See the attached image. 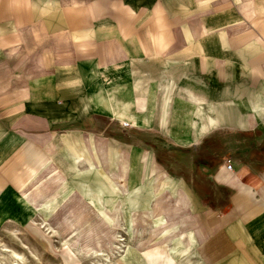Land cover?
<instances>
[{"label":"crops","instance_id":"0c3cea01","mask_svg":"<svg viewBox=\"0 0 264 264\" xmlns=\"http://www.w3.org/2000/svg\"><path fill=\"white\" fill-rule=\"evenodd\" d=\"M151 164L182 214L156 229ZM122 188L140 238L109 264H264V0H0V234L59 251L39 223Z\"/></svg>","mask_w":264,"mask_h":264},{"label":"rangeland","instance_id":"374dc122","mask_svg":"<svg viewBox=\"0 0 264 264\" xmlns=\"http://www.w3.org/2000/svg\"><path fill=\"white\" fill-rule=\"evenodd\" d=\"M239 139H241V138H239ZM240 142H241V140H240ZM207 147H209V151H210V149H211L210 145ZM241 150L242 149H240V151ZM157 159H158V162L161 163V161H162L161 158H157ZM166 176H167L166 171L162 170L160 167H157V174H155L157 181L161 182L162 179ZM145 177H146V180L142 182V193H143V195H142V197H139V201L137 204L138 207H142L141 208L142 210H144L145 207L150 205L149 193H150L151 180L148 179L147 174H145ZM125 190H126V188H122V192H124ZM178 193H179V190L176 192L175 196H171L169 193L168 194L171 196V198H174V197H177L179 195ZM74 198H77L76 200H78V202L72 200L70 203H65V205L63 206L61 211H59L57 213V215H55L52 218L54 226L59 228V230L56 229V231H53L54 233H51V232H49V230L47 228H43V226L39 223L40 224L39 225L40 230H42L44 233L48 234V236L58 235V236L63 238L62 246H60V245L57 246L59 251H56L55 246H53L54 245L53 244L49 248V249L53 250L52 253L49 252V249H48V251L44 252L43 249L41 248V246L36 243L37 241L35 240L34 236L30 232L20 231L21 236H19V238L21 239V241H23V244L27 248H29L30 251H33L38 256H39V254L37 252H39L41 254L43 260H41V259L40 260H41L42 264H83V263H85L86 260H84L83 258L82 259H80V257H78L79 259L77 257H76L77 259L74 258L75 255H77L76 249L77 250L80 249L83 253H89L90 251H95V252L103 251L105 254L111 253L112 252L111 251V244L114 241L113 236L115 233H119L125 239H128L129 242L134 241V238H133V234L135 231L134 230V219H133V217H129V215H127V212L122 211V214H121L122 217L124 218V221H125L124 222L125 223L124 228H126V230L124 231V233H125L124 234L123 231L118 230L120 228H116L115 225L114 226H108L107 224H105L94 213V212H100L101 211V210L100 211L97 210V209H99L97 206L91 207L94 210V212H93V210H91L84 202L81 201V199H83L87 203H90L89 200H87L88 198L86 199V197H83L82 195L81 196H75ZM114 199H115V197H113V200ZM150 199H151V197H150ZM177 204H178V200H171L168 195L163 194L158 198V200L155 203V207H156L155 210L156 211H154V214L155 215H163L165 217V220L169 224H174L177 221L181 220V217H182V214L177 212V210H178ZM67 207H69V208L66 209ZM31 209H33V208H31ZM35 211L36 210H34V211L32 210V212L36 216L37 212H35ZM72 211L74 212V215L69 216V213ZM67 213H68V215H67ZM115 214L116 213L114 212L112 215L109 214V216L113 217V216H115ZM135 219L138 221H142L144 226L146 225V224H144L145 221L148 222V219L144 218L142 216V214H136ZM127 220L130 222L127 223ZM70 221H72V224L69 223ZM155 221L156 222L162 221L161 216H158ZM131 222H133V224ZM154 226H155V224H154ZM152 228H154V227H152ZM11 229H17V228H11ZM146 232H149V231L147 230ZM146 232L144 230V234H143L144 236L147 235ZM162 235H163V233H159L156 238H158ZM153 236H155V235H153ZM69 238L72 239V242H74L73 239L75 238V243L71 244V248L70 247H64V246H66L64 239L69 240ZM139 238L140 237H138V239ZM172 241H173V239H171V240L169 239L166 242L170 244ZM0 243L6 245L8 247H12L18 251H21V249L16 245L14 240L10 237V235L7 232L5 234H0ZM151 245L152 244H147V245H145V247L149 248V247H151ZM71 249L73 250V254H74L73 256L74 257H71V255L69 254ZM171 251H172V249L168 245L167 249H166V253L170 254ZM22 252H24L23 249H22ZM118 254H120V253H118ZM109 255H110V261H112L113 255H111V254H109ZM28 256H29V251H28L27 257ZM116 259H118V258L114 259V263L117 262ZM27 262H28V264H36L30 258H27ZM137 264H143V260L140 259Z\"/></svg>","mask_w":264,"mask_h":264},{"label":"bare ground","instance_id":"6f19581e","mask_svg":"<svg viewBox=\"0 0 264 264\" xmlns=\"http://www.w3.org/2000/svg\"><path fill=\"white\" fill-rule=\"evenodd\" d=\"M132 118H129L128 120H131ZM130 122V121H129ZM84 168V167H83ZM86 168V167H85ZM94 169V168H93ZM153 167L152 164L150 165V176L152 177V181L153 184L151 186V202L150 204L152 205V202L154 204V201H156V198H158L160 195L164 194V193H168L166 190L168 189V185L167 183H162L166 180L167 176L164 177L162 179V181L160 182V184H158L157 186L155 185V181H154V175H153ZM130 197V190L128 188H126V190L124 192H121V194L119 195L117 192V195L115 196V199L112 201V206L108 209H105V211H103V202L101 201V199L97 198L96 203L98 207H100L99 211L100 212H94V210L91 208L93 207L92 204H94L92 201V203H87L85 200L81 199L82 202H84L91 210H93V212L108 226H116V228H120L118 230H122L123 233L126 230V228H124V218L122 217V211L127 212V215H129V217H133L134 218V213L136 212H130L128 211V209L125 207L128 203ZM79 199V198H78ZM173 200V199H172ZM74 203V202H73ZM72 203V204H73ZM49 202L45 201L43 202L42 205L37 206L38 207H42V206H46L48 205ZM33 208V207H32ZM65 208V207H64ZM69 207H67L66 209H68ZM152 209V207H151ZM33 211L35 210L34 208L32 209ZM63 211V210H62ZM147 211V212H146ZM116 213L115 216L111 217L109 216L112 215L113 213ZM146 213V216L150 219V229H156L158 227L161 226V223L165 220L163 216H161L162 218V222L156 224V219L158 216H153L152 215V211L150 212L149 209L144 211ZM54 213H50L45 222H41L40 224L43 226V228H47L49 230V232L54 233L53 231H56L55 228L51 227L49 225V219L50 217L53 215ZM36 216H38V213L36 214ZM115 217V218H114ZM52 219V218H51ZM130 221L127 220V223H129ZM133 224V222H131ZM154 224H156L157 226H154ZM163 225V224H162ZM154 227V228H152ZM147 230H145L146 232ZM10 237L14 240V242L16 243V245L21 249V251H18L12 247H8L4 244L0 243V264H28L27 262V258H30L32 261H34L36 264H42L39 256L34 253L33 251H30L29 248H27L24 244L23 241H21V239L19 238V236H21V232L18 229H9V232H7ZM144 233V231H143ZM147 233V232H146ZM125 234V233H124ZM135 236L140 237L139 232H135L133 234V238H135ZM113 243L111 244V253L105 254L103 251H99V252H95V251H90L89 253H83L80 249L77 250V255H75L77 258L80 257V259H84L86 260L85 263L83 264H109L110 261V255H113L112 258H117L121 253V248L122 245L127 244L129 242L128 239H125L123 236H121L119 233H115L113 236ZM171 240V239H170ZM71 241L72 239L69 240H65V245L67 247L71 246ZM22 249L24 252H22ZM28 249V250H27ZM29 251V256L27 257ZM116 251V252H115ZM79 259V258H78ZM67 263V262H66Z\"/></svg>","mask_w":264,"mask_h":264},{"label":"built area","instance_id":"2783aa9c","mask_svg":"<svg viewBox=\"0 0 264 264\" xmlns=\"http://www.w3.org/2000/svg\"><path fill=\"white\" fill-rule=\"evenodd\" d=\"M225 167H226V169L228 170V171H232V166L229 164V162H227V164L225 165Z\"/></svg>","mask_w":264,"mask_h":264}]
</instances>
